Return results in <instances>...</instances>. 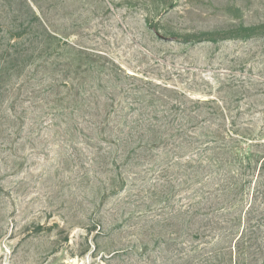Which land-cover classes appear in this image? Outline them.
<instances>
[{
    "label": "rangeland",
    "instance_id": "1",
    "mask_svg": "<svg viewBox=\"0 0 264 264\" xmlns=\"http://www.w3.org/2000/svg\"><path fill=\"white\" fill-rule=\"evenodd\" d=\"M11 9L57 50L0 86V264H264L253 186L224 201L214 163L229 131L264 142V0Z\"/></svg>",
    "mask_w": 264,
    "mask_h": 264
},
{
    "label": "trees",
    "instance_id": "2",
    "mask_svg": "<svg viewBox=\"0 0 264 264\" xmlns=\"http://www.w3.org/2000/svg\"><path fill=\"white\" fill-rule=\"evenodd\" d=\"M39 19L35 12L30 15L13 9L4 16H0V86L7 84L15 72L21 71L35 59L55 53L57 50L56 46L48 45L44 49L40 45L43 44L41 40L47 41L46 34H49L51 39L54 38V34L45 28L36 29L34 24L39 23ZM235 126L236 129L239 128L232 123V127ZM261 134H264V131ZM221 136L217 135L218 138ZM262 136L255 135L253 137L255 139H250L252 131L248 129H245L242 135L229 131L225 142L221 143L218 148L217 161L214 162L218 170L225 169L220 175V177H224L225 184L230 183L234 187L228 194L226 193L224 201L227 200V197L237 198L239 192L246 185L253 186L252 204L247 212L258 217L257 228L260 233L261 228L264 227V142H261ZM204 146L208 149L211 143L207 142ZM237 187L240 189L238 192L234 190ZM197 214L199 213H195V215ZM222 225L225 226L227 223L225 221L210 222L209 224L204 222V229L195 236L209 238V234H213L220 243L226 242L228 237H236V234L229 230L217 234L218 230H222ZM249 229L254 230V227L249 225L244 228L241 236L237 237L236 245ZM252 233L254 234V232ZM251 242L256 243L255 240H250V245H252Z\"/></svg>",
    "mask_w": 264,
    "mask_h": 264
},
{
    "label": "bare ground",
    "instance_id": "3",
    "mask_svg": "<svg viewBox=\"0 0 264 264\" xmlns=\"http://www.w3.org/2000/svg\"><path fill=\"white\" fill-rule=\"evenodd\" d=\"M79 264V263H78Z\"/></svg>",
    "mask_w": 264,
    "mask_h": 264
}]
</instances>
